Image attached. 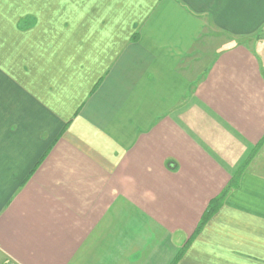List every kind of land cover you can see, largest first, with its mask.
<instances>
[{
	"label": "crops",
	"instance_id": "1",
	"mask_svg": "<svg viewBox=\"0 0 264 264\" xmlns=\"http://www.w3.org/2000/svg\"><path fill=\"white\" fill-rule=\"evenodd\" d=\"M9 263L264 264V0H0Z\"/></svg>",
	"mask_w": 264,
	"mask_h": 264
},
{
	"label": "built area",
	"instance_id": "2",
	"mask_svg": "<svg viewBox=\"0 0 264 264\" xmlns=\"http://www.w3.org/2000/svg\"><path fill=\"white\" fill-rule=\"evenodd\" d=\"M9 264H16V263H9Z\"/></svg>",
	"mask_w": 264,
	"mask_h": 264
},
{
	"label": "rangeland",
	"instance_id": "3",
	"mask_svg": "<svg viewBox=\"0 0 264 264\" xmlns=\"http://www.w3.org/2000/svg\"><path fill=\"white\" fill-rule=\"evenodd\" d=\"M214 40H215V38H214Z\"/></svg>",
	"mask_w": 264,
	"mask_h": 264
}]
</instances>
